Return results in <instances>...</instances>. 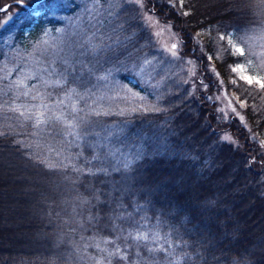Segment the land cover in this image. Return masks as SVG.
I'll use <instances>...</instances> for the list:
<instances>
[{
    "label": "trees",
    "instance_id": "16d2710c",
    "mask_svg": "<svg viewBox=\"0 0 264 264\" xmlns=\"http://www.w3.org/2000/svg\"><path fill=\"white\" fill-rule=\"evenodd\" d=\"M144 1L209 91L157 64L128 0L103 36L94 16L106 0H0L21 10L0 29V264H264V88L233 71L264 77V0ZM85 47L91 93L54 87L60 61ZM145 58L157 76L137 86L127 73ZM220 84L245 101L243 119L209 98ZM79 116L94 122L83 138Z\"/></svg>",
    "mask_w": 264,
    "mask_h": 264
},
{
    "label": "rangeland",
    "instance_id": "374dc122",
    "mask_svg": "<svg viewBox=\"0 0 264 264\" xmlns=\"http://www.w3.org/2000/svg\"><path fill=\"white\" fill-rule=\"evenodd\" d=\"M28 2L32 4H28ZM128 2L136 4L142 12V18L146 23L147 29L150 31L152 35L156 47L160 50V60L157 62L158 65H161L164 68H182L186 73L189 80V83L192 88V93L195 94L196 91H209L210 86L203 84V82L197 78V75L194 74L193 66L191 65L190 61H184L180 55L181 50V39L179 35L174 31L171 25L162 22L153 12V10L149 9L146 5L144 0H128ZM36 3V0H18L16 4L22 6H31ZM6 6V5H5ZM20 9H13L6 14L3 13L1 18L3 20L7 19L8 16L18 17L20 14ZM18 14V15H17ZM2 29V28H0ZM50 48L48 49V53L50 55H56L57 48L52 47L53 39H49L47 41ZM176 44L177 49L174 51L176 55H172V45ZM235 51L241 53L240 47H235ZM41 58V57H40ZM35 67V65L33 66ZM234 73L236 74L237 78L243 80L247 83L245 79L241 77L252 76L254 79H264V77L259 76L258 74L251 73L250 69L246 65H238L235 68ZM145 73H149L150 75H143L144 79L147 82L152 81L151 75L157 76L155 73V67L151 66V64H146L144 67ZM249 84V83H248ZM250 85H258L257 83H252ZM209 98L214 99L217 102L219 111L223 114L225 118L230 117V115L235 114L236 116H241V111L245 108V101L241 100L240 97L232 90H227L222 84L217 85L216 91L211 94L209 93ZM243 119V118H242ZM224 139L233 142L234 139L230 135L223 136ZM263 145L262 153L264 155V140L261 142Z\"/></svg>",
    "mask_w": 264,
    "mask_h": 264
},
{
    "label": "snow or ice",
    "instance_id": "6c2138e0",
    "mask_svg": "<svg viewBox=\"0 0 264 264\" xmlns=\"http://www.w3.org/2000/svg\"><path fill=\"white\" fill-rule=\"evenodd\" d=\"M97 2H98V0H97ZM106 2L110 3L109 9L97 8L96 9V14L94 16V20H95L94 28L99 32L100 36H103L105 34L104 33V25H105L104 17L105 16H111L112 12H113V6L116 5V4H119L121 2V0H106ZM182 3H183V0H181V4ZM10 7H12V5H6L4 7H0V13H4V14L7 15L8 9ZM35 7L39 8V0H38V2H37ZM13 19H14L13 16H8L7 19H5L2 22H0V28H3L5 26H7ZM175 49H177V45L173 44L172 45V50H171L173 56L176 55V52L174 51ZM93 51H94L93 48L85 47L83 49V51L79 52V54H78L79 57H80L79 59H75V58L69 59L67 57L63 58L60 61L59 69H56L54 71V73H53L54 75L59 77V79L56 80L54 87H59L61 90L65 91V92H68V91H74V89L72 88V85L76 84L78 87L84 88L89 93H91L92 89L89 87V85L92 84V80L91 79H85L84 71L87 70L88 74H89V77L92 76L91 70L87 69L86 65H87V63L91 62L87 58L92 55ZM241 52H242V50H241ZM209 59H210V57H209ZM149 63H152V62L149 61L147 58H145L143 61H138L136 66H135L136 71L133 72V71L130 70L127 73V74L133 75L134 77L137 78V80H138L137 86H140L141 81H140L139 77L141 75H150L149 73H145V70H144V67H143V65L149 64ZM77 65L80 66L78 75H77V72H78ZM233 70L235 71V69H233ZM113 71H116V70L108 69L107 70L108 75L102 77L101 80L106 82L107 79H108V76H110L113 73ZM70 76L73 77L72 80H69ZM151 78L155 79V75H151ZM241 78L245 79L247 81V83H249V84L257 83V84L260 85L261 88H264V79H254L252 76H246V77H241ZM92 87H95V85H92ZM142 90L146 92L147 91V87H144ZM24 95L28 96V93H24ZM49 95H51V93H49ZM32 99L35 100L36 97L33 96ZM45 107H47V105ZM141 110H144V109H141ZM80 112L84 113V116H91V115L99 116L101 114H103V115L109 114L107 112L101 113L99 111H96L95 109H92L89 112H85L84 109H80ZM121 114H123V113L121 112ZM20 115H24V113L21 112ZM43 116H44L43 112H37L35 114V118H36L37 124L43 122V119H42ZM84 116L74 117V119H77L78 123L82 126L81 133H80L81 138H83L84 136H87L89 134L90 125L92 123H94V122H92V121H90L88 119H85ZM89 146H93V145H89ZM133 153L135 154L134 158H139L140 152L136 151V146L135 145L133 146V149L130 151L129 154L131 155ZM130 163H131L130 160H126L125 161L126 165L130 164Z\"/></svg>",
    "mask_w": 264,
    "mask_h": 264
}]
</instances>
